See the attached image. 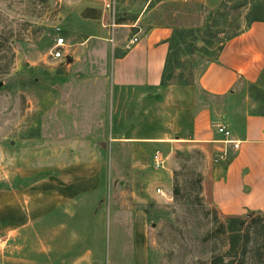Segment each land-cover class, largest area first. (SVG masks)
Returning a JSON list of instances; mask_svg holds the SVG:
<instances>
[{"label": "rangeland", "instance_id": "rangeland-1", "mask_svg": "<svg viewBox=\"0 0 264 264\" xmlns=\"http://www.w3.org/2000/svg\"><path fill=\"white\" fill-rule=\"evenodd\" d=\"M65 1L0 0V197L30 194L36 190L21 189L42 179L50 187L53 180L62 182L76 197L75 203L11 237L8 251L30 258L56 255V262L72 259L85 244L100 248L105 220L110 228L124 226L129 232L131 213L142 210L148 264H209L227 249V235L219 230L222 218L202 189L205 173L218 162L202 144L181 141V120L192 130L205 111L208 121L197 124L214 131L234 112L264 113V73L256 85L239 86L230 98L198 86L225 38L244 30L254 17L251 2L264 6V0H115L116 23H136L140 17L136 26L143 31L154 26L171 30L160 91L129 102L112 93L110 60L101 48L82 53L74 63L68 51L58 60L50 56ZM120 29L126 28L108 34L112 48ZM136 31L124 34L130 38ZM190 72L192 81L185 85ZM155 151L163 155L159 169L153 166ZM89 164L92 174L81 168ZM175 183L179 192L174 198ZM82 184L87 190L76 193ZM242 220L241 232L247 225L255 230L257 245H248L241 264H264V216ZM60 224L55 241L61 252L53 254L52 228ZM117 240L111 232L110 245ZM124 244L130 248V235ZM91 257L99 260L100 254Z\"/></svg>", "mask_w": 264, "mask_h": 264}, {"label": "crops", "instance_id": "crops-1", "mask_svg": "<svg viewBox=\"0 0 264 264\" xmlns=\"http://www.w3.org/2000/svg\"><path fill=\"white\" fill-rule=\"evenodd\" d=\"M102 9L99 0H68L61 5L60 35L68 42L64 56L68 51L74 63L81 59L82 53L101 48L104 57L110 60L109 86L118 101L139 100L146 94L160 91L169 48L170 28L154 26L143 31L136 26L139 17L136 23L118 25L117 28L126 29L119 30L120 38L116 37L115 48H112L108 40L109 32L101 25ZM130 29H137L133 35L139 41L130 50H124L123 45L129 38L124 33ZM263 73L264 22L256 21L224 43L216 61L210 63L198 78V86L213 96L230 98L237 94L239 86L256 85ZM104 75L107 77V74ZM200 119L206 124L208 112H201L197 116L192 130L183 127L181 120V141L200 143L206 147L207 153L213 155L228 150V157L213 164L204 175L202 189L206 202L221 218L264 216V113L234 112L233 116L224 120V126L231 132V139L239 143L235 151L225 144L223 136L215 130L210 131L203 124L200 128L197 124ZM81 168L84 172L93 173L91 164ZM45 184L49 185L43 179L37 180L21 189L36 190H30V194L24 195L21 192L20 196L0 197V264H148L147 218L142 210L131 213L129 232H126L124 226L110 228L109 219L105 220L106 239L100 248L94 250L92 246L85 244L81 249L82 254L72 259L56 262V255L52 259L45 255L30 258L9 252L8 241L19 231L28 228L32 223H41L63 207L75 203L73 192L68 194V186H64L62 182L53 180L51 187ZM80 184L78 182V186ZM84 190L87 187L82 184V188L78 187L76 193ZM84 220L87 223L85 218ZM61 227L62 224L53 225L52 228L55 244L50 249L54 251L53 254L61 252L55 241L56 233ZM87 227L89 221L86 229ZM42 228L39 227L40 231ZM111 232L118 240L110 245ZM127 235L131 237L130 248L124 244ZM41 251L45 252L44 246ZM93 252L100 254L99 260H92Z\"/></svg>", "mask_w": 264, "mask_h": 264}, {"label": "trees", "instance_id": "trees-1", "mask_svg": "<svg viewBox=\"0 0 264 264\" xmlns=\"http://www.w3.org/2000/svg\"><path fill=\"white\" fill-rule=\"evenodd\" d=\"M262 2H256V3H255V1L251 2V6H252L251 13L254 14V17L252 18V20L249 21L248 25L246 26V28L244 30H246L249 27V25L253 22H256V21L264 22V20L260 18L261 16L259 14L260 12H262L264 10V6H263ZM117 23L122 24L123 22H122V20H118ZM244 30H242V31H244ZM242 31H240L238 33H232L231 35L227 36L225 38V42L227 40L231 39L232 37L240 34ZM224 43L222 44V46L224 45ZM169 48H168V52H169ZM168 63H169V53L167 54V57L165 60V64H164V68H163V72H162V76H161V84L165 80V74H166L167 69H168ZM188 77L189 78H186L185 80H183V82H182L183 84L186 85V84L191 83V81H192V73L191 72L189 73ZM200 189H201V186H200ZM172 192H173V195L175 198V196H177V194L179 192V187H178L177 183L174 184ZM216 215H218L217 212H216ZM242 222H243L242 218H239V217H225V218L221 219V222L219 223V226H220L219 230L223 234L227 235V239H226L227 240V249L221 255L212 256L211 259L209 260V264H235V261H237V259H238V261H240L239 264H241V261L246 257L245 255L248 254V245L252 244V243L254 244V247L257 245V243L254 241L255 238L253 239V237H252V235L257 236L255 233L256 231L252 229L250 232V229L248 228V225H247L245 231L241 232L240 224ZM250 251H252L253 253L256 252L255 248L250 249Z\"/></svg>", "mask_w": 264, "mask_h": 264}, {"label": "built area", "instance_id": "built-area-1", "mask_svg": "<svg viewBox=\"0 0 264 264\" xmlns=\"http://www.w3.org/2000/svg\"><path fill=\"white\" fill-rule=\"evenodd\" d=\"M103 8V17H102V27L107 29L109 35H113L115 33V29L118 27L115 21V0H100ZM57 36L54 39L53 46L50 50V56L55 59H61L64 57V50L66 48V43L64 38L60 35V28H56ZM113 43V39L109 40ZM139 38L136 35H132L127 42L124 44V50H130L137 42ZM214 130L216 133L220 134L224 138V142L227 145H230L233 151L237 150L239 143L231 139V132L228 130L223 124L217 123L214 126ZM228 157V150H224L215 155L214 161L220 162L225 160ZM163 155L159 151H155L153 154V166L156 169H159L163 166ZM157 193L164 195V193L157 189Z\"/></svg>", "mask_w": 264, "mask_h": 264}]
</instances>
